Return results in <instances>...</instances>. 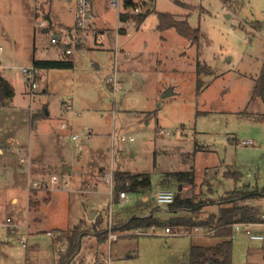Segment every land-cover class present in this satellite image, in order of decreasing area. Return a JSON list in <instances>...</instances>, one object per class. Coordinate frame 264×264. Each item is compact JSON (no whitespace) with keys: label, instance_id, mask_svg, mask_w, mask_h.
<instances>
[{"label":"rangeland","instance_id":"1","mask_svg":"<svg viewBox=\"0 0 264 264\" xmlns=\"http://www.w3.org/2000/svg\"><path fill=\"white\" fill-rule=\"evenodd\" d=\"M133 2L155 13L124 25L108 0H97L96 45L91 36L74 33L73 1L0 0V76L14 90L0 104V264H57L65 246L54 239L71 230L83 235L70 264H222L211 254L202 263L190 259L192 247L208 249L223 240L214 231L203 235L165 223L174 216L206 221L230 206L226 197L238 189L260 196L246 203L261 213L251 231L264 234V121L255 119L264 115V104L252 99L264 60V0ZM156 13L187 20L199 30L197 43L174 29L158 32ZM47 19L48 27H37ZM56 34L63 39L54 47ZM62 49L71 51L74 68L39 70L30 101L20 70L34 60L63 59ZM196 59L211 70L200 76L199 94ZM107 78H115V86ZM167 91L172 95L162 98ZM27 156L28 166L19 162ZM29 169L31 180L61 172L66 184L30 190ZM110 172L148 174L150 187L127 192L119 204L114 180L111 186L103 180ZM180 172H192L194 183L178 189L171 175ZM157 188L180 193L193 207L169 212L152 200ZM43 198L49 201L40 204ZM34 201L38 209L28 208ZM149 215L160 226L120 229L132 217ZM166 227L183 233L166 236ZM230 240V264H264V240H249L244 229Z\"/></svg>","mask_w":264,"mask_h":264},{"label":"trees","instance_id":"2","mask_svg":"<svg viewBox=\"0 0 264 264\" xmlns=\"http://www.w3.org/2000/svg\"><path fill=\"white\" fill-rule=\"evenodd\" d=\"M126 7L136 5L131 2L125 5ZM154 10V9H153ZM152 9H146L141 11L139 15L135 16L137 24H141L149 14L155 13ZM157 14V13H156ZM127 16H120V20H125ZM47 21H49L47 19ZM50 22V21H49ZM168 29H174V31L181 37L189 40V44H196L199 38V30L197 28H191L187 20H178L171 14L158 13L156 30L163 32ZM63 53V52H62ZM65 56L61 60H34L32 66L38 70H72L75 66L71 59V53L69 55L63 53ZM194 72L196 76L195 86L196 93L199 94L203 90L202 80L200 76L210 75L211 70L198 59L195 61ZM14 96V90L12 86L0 76V104H5L8 100H11ZM252 99L258 98L262 104H264V60H262L259 75L255 80L252 92ZM30 118V126L34 127L35 122L38 120L37 115ZM47 111L43 109L40 117L46 118ZM32 116V115H31ZM255 119L264 121V115L256 117ZM177 182L178 186L187 184L191 186L194 183V177L192 172H180L171 175ZM226 176V174H225ZM234 179H237L239 174L232 173L228 175ZM113 180L115 183V191H126L128 193H136L138 191L147 190L150 187V179L148 174L133 175L127 172H116L113 174ZM262 196H264V189H262ZM180 193H176L172 204L168 205L169 212L177 213L178 211H189L192 208L191 201L189 199L181 198ZM226 197L230 206L221 207L216 215H209L206 221L194 222L189 217L174 216L169 219L165 224L171 227H212L216 237L223 239L220 243L211 248L192 247L190 249V259L193 263H202L207 255L211 254L215 259L221 258L222 264H230L231 258V245L230 240L233 236L232 225L234 223H254L259 221L260 208L256 206L249 207L247 201L260 198L256 193H248L240 189L231 191ZM35 204L29 202L28 207H34ZM160 223L156 221L151 215L148 217H132L128 219L121 227V230L134 231V230H147L149 228L158 227ZM61 236L54 239L64 242L65 252L58 256L57 264H70L75 258L77 251L81 245V238L83 234H79L76 230L69 232H61ZM63 236V237H62ZM64 238V239H63Z\"/></svg>","mask_w":264,"mask_h":264},{"label":"built area","instance_id":"3","mask_svg":"<svg viewBox=\"0 0 264 264\" xmlns=\"http://www.w3.org/2000/svg\"><path fill=\"white\" fill-rule=\"evenodd\" d=\"M95 1L96 0H74V31L81 34V35H89L92 38V42L93 44L96 45H100L101 41L99 39V35L100 34V29L99 27L96 25V19L98 18L96 11L94 10L95 7ZM127 0H108V4L110 7H112L115 12H116V16L118 18V21L122 22L124 25H126V22L131 21L132 18L135 19V16L139 15L141 10L140 8L136 5L135 2H133V0H131V2H133L136 7L132 8V6L130 7H126L125 5ZM127 16L125 18V20H120V16ZM131 19V20H128ZM49 23L46 21H39L37 23V27L39 28H45L48 27ZM122 27V25H121ZM128 27L125 26V28ZM120 26L117 27L116 32H123L121 28L119 29ZM121 30V31H119ZM62 40V37L59 35H54L51 40H50V44L52 46H58L57 44H59ZM63 53L69 55L71 53V51L69 49H62ZM21 73L26 77V80L29 84V98L30 101H32L33 97H34V91L37 88V78H38V69H36L33 66L27 67V68H22ZM107 84L112 83L115 86L116 80L115 78H107L105 81ZM63 108L65 110H68L70 107L68 105V103L63 104ZM62 128H64V126H61ZM73 140H77L78 137L77 136H72ZM125 140V139H123ZM130 141H132V139H130ZM250 142H244V144H249ZM28 156L27 157H21L19 159L20 163H26L28 166ZM66 177L67 175L64 173H57V174H53L50 176V179H48L47 181H42V180H29L28 181V189L30 190H35L37 188H43V189H50V186H53L55 184L58 183H62V184H66ZM103 180L108 183V185L111 186L112 184V180H113V175L112 172L106 174L103 177ZM88 189L90 187H87ZM152 200H154L155 202L159 203V204H164V205H169L172 204L174 201V197H175V192L171 191V190H167V189H160L158 188L154 193L151 194ZM117 203L122 204L124 202H126L128 200V196H127V192L126 191H120L117 193ZM262 219H264V217H262ZM6 223L10 222V219H6L5 220ZM251 225H255V224H251ZM250 223H234L232 225V229H233V234L234 233H240L243 229H244V233L245 235L248 237L249 240L251 241H262L264 240V234H257L253 231H251L250 229ZM179 229V227H178ZM181 230V229H180ZM192 231L194 233L201 231L203 235H207L209 233H212L214 231V229L212 227H194L192 229ZM183 230L182 231H176V232H172L171 229L169 227L164 228L163 229V234L166 236H171V235H178L181 234L182 235ZM111 238L115 239V237ZM21 247L25 248V236L22 235L19 237L18 239Z\"/></svg>","mask_w":264,"mask_h":264},{"label":"crops","instance_id":"4","mask_svg":"<svg viewBox=\"0 0 264 264\" xmlns=\"http://www.w3.org/2000/svg\"><path fill=\"white\" fill-rule=\"evenodd\" d=\"M70 1H73V11H74V0H70ZM130 1H131V0H130ZM96 3H97V0L95 1V4H94L95 7H96ZM96 14H97V12H96ZM97 16H98V15H97ZM49 19H50V18H49ZM46 21H47V20H46ZM49 21H50V20H49ZM49 21H47V22H48L49 25H50V22H49ZM51 26H52V25H51ZM72 32H73V31H72ZM74 33H75V31H74ZM56 35L59 36V34H56ZM61 37H63V36H61ZM62 39H63V38H62ZM61 51H62V50H61ZM4 79H5V78H4ZM5 80H6V79H5ZM6 81H7V80H6ZM7 82H8V81H7ZM8 83H9V82H8ZM9 84H10V83H9ZM43 92H46V91H43ZM25 94H26V93H25ZM4 146L7 147L6 149H9V148H10L8 145H4ZM3 151H4V150L0 147V155H3ZM43 166H44V165H42V164H40V165L38 164V167H40V168H42ZM52 167H53V166H52ZM34 173H35V172H34ZM30 175H31V170L29 169V170H28V174L25 175V177H27V184H28V181L31 180V176H32V175H31V176H30ZM178 188H179V186H178ZM157 189H158V188H157ZM25 190H26V188H25ZM167 190H168V189H167ZM49 199H50V194H49ZM49 199L47 200V199H44V198H43V200L40 201V204H41L43 201H44V203H47V202L49 201ZM13 201H16V200L14 199ZM33 203L35 204L34 207L38 209V207H39L40 204L38 205V202H37V201H34ZM28 204H29V203H28ZM27 207H28V205H27ZM221 207H222V206H220V207L218 208V210H219ZM28 208H29V207H28ZM37 209H36V210H37ZM217 213H218V211H217ZM217 213H216V214H217ZM216 214H214V215H216ZM149 216H150V215H149ZM146 217H148V216H146ZM166 228H167V227H166ZM231 238H232V237H231ZM220 242H221V241H220Z\"/></svg>","mask_w":264,"mask_h":264},{"label":"water","instance_id":"5","mask_svg":"<svg viewBox=\"0 0 264 264\" xmlns=\"http://www.w3.org/2000/svg\"><path fill=\"white\" fill-rule=\"evenodd\" d=\"M127 4L131 3L130 0H127L126 1ZM172 94L170 93V91H167L164 93V95L162 96V98H167L169 96H171ZM179 189V188H178ZM94 213H92L89 217H88V220H91L92 219V216H93Z\"/></svg>","mask_w":264,"mask_h":264}]
</instances>
